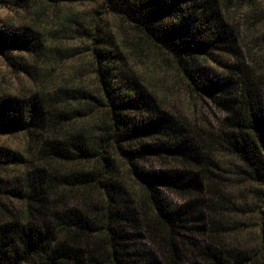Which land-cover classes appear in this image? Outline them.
Instances as JSON below:
<instances>
[{"label":"trees","instance_id":"16d2710c","mask_svg":"<svg viewBox=\"0 0 264 264\" xmlns=\"http://www.w3.org/2000/svg\"><path fill=\"white\" fill-rule=\"evenodd\" d=\"M93 1L131 25L139 44L153 47L218 116L205 129L168 108V95L132 69L107 26L68 15L90 41L98 91L51 89L39 78L29 93H0V135H22L28 151L0 146V180H11L6 195L21 202L0 219V264H264V205L228 206L230 180L218 159L236 160L234 179L264 195V81L246 42L264 19V0ZM32 2L0 0L10 9ZM243 12L249 24L236 19ZM45 39L32 23L0 20V56L32 79L51 48ZM155 159L162 163L150 166ZM86 188L100 197L83 207ZM235 213L256 218L254 241L236 237L233 227L250 223Z\"/></svg>","mask_w":264,"mask_h":264},{"label":"rangeland","instance_id":"374dc122","mask_svg":"<svg viewBox=\"0 0 264 264\" xmlns=\"http://www.w3.org/2000/svg\"><path fill=\"white\" fill-rule=\"evenodd\" d=\"M72 13L86 18V21H89L87 23L97 21L106 29L109 28L113 32L120 51L127 56L132 69L156 83L160 96L168 95V108L176 113L190 115L194 121L205 129L213 128L212 125H214L218 113L214 112L207 102L189 93L186 80L178 74L174 67H167L161 60V56L155 53L156 50L153 47L146 42L143 43V41H140L139 44L138 32L131 25L111 13L104 12V9L93 0L60 3L58 5L50 3L48 0H33L30 6L25 8L16 7L15 9L6 8L0 3L1 21L9 22L19 27L28 23L39 26L44 33V37L46 36L44 41H46V44L51 45V48L46 51L48 54L44 56V61L38 62L35 79L20 71L18 73L0 56V93H29L38 85H41L39 78H43L44 83L50 84L51 89L58 85L67 84V86L72 87H83L95 93L98 91L99 79L96 72V62L91 51L87 48L90 45V41L80 36L74 26L72 27V23L66 19ZM247 17L248 15L243 12L237 14L236 19L241 23L246 22L249 24ZM247 35L248 39L246 42L250 52L249 55L255 63L258 72L262 75L261 79L264 81V19L261 22H257L254 30H248ZM190 105H194V110ZM1 145L19 151V155H22V157L24 156L23 154L28 156L25 139L22 135L2 134L0 135ZM218 159L222 164L220 173L224 178L230 180V186L223 188L225 201L229 202L228 206L232 202V207L236 205L234 206L235 208L252 206L254 203H258V206H263L264 201L262 199H264V195L261 197L255 191L254 184L245 182L240 178L234 179V172L237 169L236 165L238 162L220 154H218ZM3 160L5 159L0 157V177L4 173L3 167L6 164ZM161 163L162 160L155 159L151 160L149 164L150 166H155ZM124 168L125 165H122V169ZM60 169L66 171L68 167L64 165ZM125 174L130 187L140 190V186L130 177V173L125 170ZM11 183V180H0V219L16 213L18 207L20 212L21 202L15 199L11 200L7 196L9 194L8 191L15 188ZM20 185L19 183V188ZM82 192L83 189L72 192V195H69V204L76 205L75 194ZM84 194L87 197L85 196L86 198L79 202V205L83 207L89 206L90 203L98 202L100 197L94 188H86ZM170 197L176 203L183 200L178 195L171 194ZM232 217L236 222L242 220L250 223L247 228L243 229H237V226L233 227L236 237L242 242L254 241L258 231V225L255 224L256 218L253 216L249 218L238 213L233 214ZM248 218L249 220H247ZM241 225V223H238V226Z\"/></svg>","mask_w":264,"mask_h":264}]
</instances>
